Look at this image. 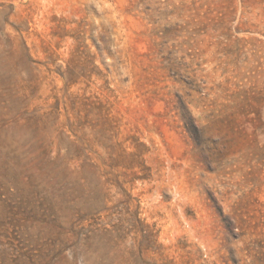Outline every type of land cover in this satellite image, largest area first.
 <instances>
[{"label": "rangeland", "instance_id": "1", "mask_svg": "<svg viewBox=\"0 0 264 264\" xmlns=\"http://www.w3.org/2000/svg\"><path fill=\"white\" fill-rule=\"evenodd\" d=\"M0 264H264V0H0Z\"/></svg>", "mask_w": 264, "mask_h": 264}]
</instances>
